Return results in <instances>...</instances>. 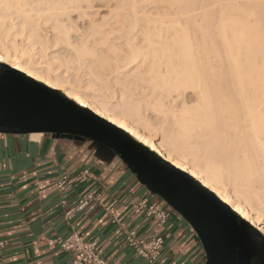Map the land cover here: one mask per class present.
Returning <instances> with one entry per match:
<instances>
[{"label":"bare ground","instance_id":"obj_1","mask_svg":"<svg viewBox=\"0 0 264 264\" xmlns=\"http://www.w3.org/2000/svg\"><path fill=\"white\" fill-rule=\"evenodd\" d=\"M193 1L202 9L191 22L225 60L196 54L177 17L194 12ZM205 1L0 0V63L57 91L31 50L66 51L125 96L111 107L105 93L98 99L72 88L66 98L187 173L264 237V0H212L215 17ZM116 24L128 26L121 44Z\"/></svg>","mask_w":264,"mask_h":264},{"label":"crops","instance_id":"obj_2","mask_svg":"<svg viewBox=\"0 0 264 264\" xmlns=\"http://www.w3.org/2000/svg\"><path fill=\"white\" fill-rule=\"evenodd\" d=\"M89 168L96 180L58 190L63 175L74 176ZM92 194L93 201L73 220H64L67 209ZM148 198L165 203L143 186L133 172L110 150L86 140L0 134V264H67L71 255L51 241L64 240L72 231L86 241L97 243L106 262L145 264L124 241V231L111 223L104 210L113 201L111 212L138 237L148 238L150 221L130 208ZM65 202V205H62ZM164 247L160 264H204L198 238L175 212L162 229Z\"/></svg>","mask_w":264,"mask_h":264},{"label":"water","instance_id":"obj_3","mask_svg":"<svg viewBox=\"0 0 264 264\" xmlns=\"http://www.w3.org/2000/svg\"><path fill=\"white\" fill-rule=\"evenodd\" d=\"M0 134L82 139L110 150L151 195L158 196L189 225L204 252V264L241 261L242 221L214 194L122 130L1 63Z\"/></svg>","mask_w":264,"mask_h":264},{"label":"rangeland","instance_id":"obj_4","mask_svg":"<svg viewBox=\"0 0 264 264\" xmlns=\"http://www.w3.org/2000/svg\"><path fill=\"white\" fill-rule=\"evenodd\" d=\"M213 3V4H211ZM216 5H215V4ZM194 4V5H193ZM201 1H193L192 3V7L191 9L194 10V12H192L191 14L189 15H183V16H177L178 18L182 19L181 21L183 22V24H185L189 31H190V34H191V38H192V41H193V44L195 43L194 47H195V52L197 55H199L200 57H202L205 52L207 55L206 58L207 60H225L223 58V53L222 52H219V55L216 54V50H221L219 49V47L214 45V44H211L209 41H206L205 38L203 37L202 35V32L201 31H198L197 27L195 26L196 24L192 23L191 22V18L193 20H197L200 18V13H201ZM217 2L215 1H212V0H207L205 1V6H206V9L210 12H212V17H215L217 15V9L218 7L217 6ZM211 5V6H210ZM213 5V6H212ZM197 6V7H196ZM194 7V8H193ZM210 7V9L208 8ZM216 8V9H215ZM264 7H262V10H263ZM196 9H200V10H196ZM103 10V11H102ZM205 10V9H204ZM214 10V11H213ZM197 11V12H196ZM100 13H104V15L107 14V11L104 10V9H101L100 10ZM106 13V14H105ZM198 13V14H197ZM101 14V15H102ZM103 15V16H104ZM108 15V14H107ZM184 18V19H183ZM190 18V19H189ZM188 20V21H187ZM198 21V20H197ZM111 22V21H110ZM200 21H198L199 23ZM197 23V24H198ZM115 28H116V31H115V36L116 37H120L117 41L118 43H122L124 42V38H121L122 36L123 37H126L127 35V32L128 30H124L127 26V24H124V26H126L125 28H121V25L120 24H116L114 25ZM139 28L141 29V22L139 23ZM190 26V27H189ZM138 27L136 28V30L133 32L135 33L134 36L137 40L141 38V33L139 32L140 29ZM118 29V30H117ZM138 31V32H137ZM139 33V34H138ZM198 33V34H197ZM124 34V35H122ZM139 35V36H138ZM199 37V38H198ZM200 38H201V41H200ZM122 39V40H120ZM195 40V41H194ZM204 40V41H203ZM122 41V42H121ZM138 41V40H137ZM212 42V41H211ZM201 43V44H200ZM205 44V45H204ZM199 45V46H198ZM200 45H202L200 47ZM205 46H206V51H205ZM35 48V49H34ZM32 50H31V57L29 55L30 58H33L34 60H32V64L36 65L34 67H36L38 70L42 69L41 71L42 72H51V74L47 73V76L49 78L52 79L53 82H58L60 83L61 86L58 87V92L60 94H62L63 96H65L64 94L67 93L70 89L74 88L75 90H78L79 92H85L89 95H91V97L93 95H96V98H100L102 99L103 96L106 94L105 98H103V101L105 100L106 102L108 101V104L107 106L108 107H111L112 105L116 104V103H123L122 101H124V98L125 96H121L120 92H119V89H121L119 86H114L113 89L111 88H107L105 87V85L102 83V81L100 80H95L93 77H91V75L88 73V70L82 66H79L75 61H73L74 59L64 50L62 49H59V50H56L54 52H52L51 54V50L50 51H44L42 53V51L40 50V48L38 46H35ZM204 48V49H203ZM202 49V51H200ZM208 49V50H207ZM41 51V52H40ZM63 51V52H62ZM204 52V54L202 53ZM34 53V54H33ZM38 53V54H37ZM41 53V54H40ZM48 53V54H47ZM61 53V55H60ZM200 53V54H199ZM33 54V55H32ZM45 55V57L43 55ZM47 54V55H46ZM51 54V55H50ZM54 54V55H53ZM66 56H65V55ZM50 55V56H49ZM60 55V56H59ZM64 55V56H63ZM54 56V57H53ZM198 56V57H199ZM54 59H53V58ZM61 57V58H60ZM62 57H67V58H62ZM38 59V60H37ZM40 59V60H39ZM57 59V60H55ZM60 59V60H59ZM65 62H63L62 60ZM66 59H68L66 61ZM72 59V61H71ZM35 61V63H34ZM69 61V62H68ZM38 62V63H36ZM67 62V63H66ZM71 62V64H70ZM74 63V65H73ZM76 63V64H75ZM49 64V65H48ZM47 66V67H46ZM73 66V67H72ZM49 67V69H47ZM77 67V68H76ZM79 68V69H78ZM49 70V71H47ZM57 77H60V78H57ZM90 77V78H89ZM63 78V79H61ZM50 79V80H51ZM57 79H59L57 81ZM61 79V81L63 82H59ZM98 81V82H97ZM63 83V84H62ZM98 83V84H97ZM100 83V84H99ZM106 88V89H105ZM118 88V89H117ZM110 89V90H109ZM94 91H98V92H95L93 93ZM100 91V93H99ZM105 91V92H104ZM108 91H109V95H108ZM114 91V92H113ZM91 92V93H90ZM112 93L111 96H114L116 97H112V99L110 98V94ZM118 92V94H117ZM105 93V94H104ZM101 94H104V95H101ZM102 97H101V96ZM109 96V97H108ZM120 97V99H119ZM108 99V100H106ZM116 99V100H115ZM114 102H112V101ZM115 100V101H114ZM116 102V103H115ZM110 103V104H109ZM147 113L146 116H148V119H150V121H156L157 118L152 115L150 112H145ZM159 134V133H158ZM166 205V204H165ZM167 206V205H166ZM167 208H169L167 206ZM238 216V215H237ZM239 220L242 221V223L239 222V228H240V232H241V237L242 239L244 240V242H246L248 248L250 249L251 253L258 259L261 261V264H264V237L256 232L247 222H245L243 219H241L239 216H238ZM262 258V259H261Z\"/></svg>","mask_w":264,"mask_h":264},{"label":"built area","instance_id":"obj_5","mask_svg":"<svg viewBox=\"0 0 264 264\" xmlns=\"http://www.w3.org/2000/svg\"><path fill=\"white\" fill-rule=\"evenodd\" d=\"M96 178L89 168L78 171L74 176L63 175L57 182L56 187L61 190L65 186L77 187L83 183L95 181ZM98 201L92 194H87L80 198L75 206L66 210L64 220L70 223L77 213L82 212L89 203ZM65 205V202H62ZM116 205L113 201L104 210L111 217V223L118 225L124 231V241L128 248L140 258L145 264H160L159 253L164 247V236L162 229L168 223L173 214V210L166 208L156 201L144 198L133 204L130 212L133 215L144 214L150 221V234L148 238L138 237L133 230L124 229L111 210ZM50 244L57 245L62 251L69 253L71 259L67 264H120L118 262H106L98 253L97 243L94 241H86L83 236L77 232L72 233L64 240L51 241ZM5 243L0 242V250Z\"/></svg>","mask_w":264,"mask_h":264},{"label":"flooded vegetation","instance_id":"obj_6","mask_svg":"<svg viewBox=\"0 0 264 264\" xmlns=\"http://www.w3.org/2000/svg\"><path fill=\"white\" fill-rule=\"evenodd\" d=\"M76 140H81L82 139H76ZM243 241V257L241 261H239V264H261V261L258 260L250 251L248 248L246 242Z\"/></svg>","mask_w":264,"mask_h":264}]
</instances>
